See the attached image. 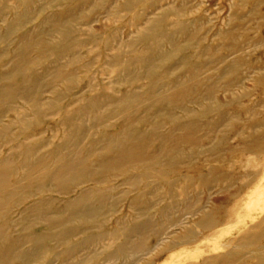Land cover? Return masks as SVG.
<instances>
[{"label":"rangeland","instance_id":"374dc122","mask_svg":"<svg viewBox=\"0 0 264 264\" xmlns=\"http://www.w3.org/2000/svg\"><path fill=\"white\" fill-rule=\"evenodd\" d=\"M16 15L9 54L48 26L23 67L51 103L36 117L0 76V162L36 146L3 169L0 264H264V0H0L1 35Z\"/></svg>","mask_w":264,"mask_h":264},{"label":"bare ground","instance_id":"6f19581e","mask_svg":"<svg viewBox=\"0 0 264 264\" xmlns=\"http://www.w3.org/2000/svg\"><path fill=\"white\" fill-rule=\"evenodd\" d=\"M55 2V1H54ZM41 3V2H40ZM51 2L49 3V4H47L46 5V7L44 6L43 7V9L45 8V9H50L51 8ZM27 7V6H26ZM126 7H127V5H126ZM5 8V7H4ZM25 9V8H24ZM44 9V10H45ZM5 10V9H4ZM176 10V9H175ZM23 12V11H22ZM11 13V12H10ZM9 13V14H10ZM24 13H27V12H24ZM37 13V12H36ZM38 15V14H37ZM36 15V16H37ZM24 19L27 17V14H24ZM70 17H71V15H70ZM20 18H22V17H20L19 15L17 16L16 15V18L14 19V20H12V21H9V22H7L6 24H5V26H4V33H3V35H1V33H0V42H2V43H6L7 45H6V47H4V48H6V49H4V48H2V49H0V61H4V62H7V63H9L8 64V68L6 69V70H4V71H1L0 73V76L2 77V78H4V80H6V81H9V80H11V79H13V78H21L22 80H21V83L18 85V86H16V87H12V88H9L8 89V87L6 88L7 90H14V88H15V93H16V95H18V96H20L23 100H24V106H27V108H28V110H32V111H30L31 113H33L34 115H36V117L37 116H40V114L42 115V113H44V114H46L45 112H42V109L41 108H43V107H45L47 104H48V101L46 102V103H43V101L41 102V98H38L41 94H42V92L44 91V89L42 88L43 86H42V81H41V77L40 76H37L36 74H34V72H27V69H25V67H23L24 65H27V64H29V65H32V64H36V62H37V58H40V56H42V57H44V51L46 50V49H49V48H51L50 46H51V43H49V41H51V38H48V37H46V36H44V34H43V31H44V29H47V27L48 26H46L45 27V24H44V19L41 21V24L36 28V26H35V29L33 30L32 29V31L31 30H29V31H31V32H29L28 30V32L26 31L25 33H22L21 32V34H19V36H18V42H19V44L16 46V49H14V51H13V55L12 54H9L8 52H9V48H10V46L12 45V44H9V42H8V39L11 37V35H12V33H14V32H16V31H14V29L15 28H19L20 29V27H18V26H20L19 25V22H20ZM51 18V17H50ZM35 20V19H34ZM47 20V19H46ZM64 21H65V19H63ZM32 21V19L31 20H27L25 23H22L23 25L21 26L22 28H23V26L24 25H26L27 23H30ZM17 26V27H16ZM16 29V30H17ZM50 30V29H49ZM178 31H179V29H177ZM177 30H175V32H177L178 33V31ZM51 31V30H50ZM60 34V33H59ZM160 34H164V35H166L167 33L166 32H160ZM168 34H170L169 36L171 37V35L172 34H174V32L173 33H168ZM168 34L166 35V36H168ZM154 37V36H153ZM156 38H158L157 36H155ZM65 38V37H64ZM67 38V37H66ZM156 38L154 39V41H153V44H151L150 46H155V47H158L159 45H160V42L162 41H160V40H156ZM53 40V39H52ZM64 40V39H63ZM74 40V39H73ZM167 41V40H166ZM188 41V40H187ZM74 42V41H73ZM172 42V41H171ZM170 42V43H171ZM32 43H33V46H32ZM35 43V44H34ZM62 42H60V44H61ZM155 43V44H154ZM167 43V42H166ZM173 43V42H172ZM122 44V43H121ZM163 44H164V41H163ZM168 44H169V42H168ZM62 45V44H61ZM73 45H74V43H73ZM52 48H54V52H56L55 54H57V51L58 50H61L62 49V47L60 46V48L58 47V46H56L55 45V47L53 46ZM33 49H35V52L37 51L38 53H37V56L34 58V59H32V61H30L29 60V53L31 54V52H29L30 50L31 51H33ZM50 52H51V50H49ZM47 52H48V50H47ZM173 52V51H172ZM60 53V52H59ZM11 57H10V56ZM54 55V54H53ZM52 55V56H53ZM57 56V59H55V61L56 62H58L59 60H60V57H61V55L59 56V55H56ZM168 56L169 57H172L173 56V53H171V54H167V55H165V54H163V55H160L159 54V58H160V60H165L166 58H168ZM33 57V56H32ZM55 58V57H54ZM140 59H138L137 61H138V63L140 62L141 63V65H143V66H147V67H149V65H152L153 64V59H151L150 57H148V56H143V57H139ZM45 59H46V57H45ZM49 59V58H48ZM36 60V61H35ZM58 60V61H57ZM177 60V59H176ZM201 64V63H200ZM55 66V65H54ZM229 68H230V66H229ZM42 71V70H41ZM48 71H50V68H49V70ZM149 71H150V69H149ZM48 73V72H47ZM51 73V72H50ZM49 74V73H48ZM52 74V73H51ZM51 74H49V75H51ZM35 75V76H34ZM48 75V76H49ZM149 75V74H148ZM47 76V77H48ZM130 76H132L133 77V74H131ZM43 77V76H42ZM38 78L40 79V81L38 80ZM43 79H45V78H43ZM42 79V80H43ZM49 79V78H48ZM47 80V79H46ZM45 81V80H44ZM179 83V82H178ZM180 84H187V83H180ZM180 87H181V85H180ZM45 88V87H44ZM170 88V87H169ZM190 89L191 88V85L189 84V85H187V86H185L184 87V89ZM214 88H216V84L215 83H213V84H211V86L210 87H208L207 88V91H209L210 89H214ZM1 89H3V88H1ZM5 89V90H6ZM42 89H43V91H42ZM47 89V88H46ZM91 89V88H90ZM6 90V91H7ZM191 90V89H190ZM41 91V92H40ZM0 92H1V90H0ZM10 92V91H9ZM13 93V92H12ZM39 93V94H38ZM45 93V92H44ZM177 92H173L172 93V95L173 94H176ZM38 96V97H37ZM178 96V95H177ZM177 96L174 98V99H176L177 98ZM12 97V96H11ZM187 97V96H186ZM185 97V98H186ZM38 98V99H37ZM53 100V99H52ZM96 101V100H95ZM23 102V101H22ZM51 103V102H50ZM49 103V104H50ZM48 104V105H49ZM93 104V103H92ZM31 107V108H30ZM50 107V106H49ZM14 109V108H13ZM10 111H11V109H9ZM113 111V110H112ZM27 114V113H26ZM55 114V113H54ZM68 115V114H67ZM35 117V116H34ZM67 117V119L66 120H69V118H68V116H66ZM65 118V117H64ZM36 119V118H35ZM1 120H2V118L0 119V123H1ZM38 121H39V119H36L33 123H31V122H29V123H25V124H23L22 125V127H21V132H19V133H21V134H19V135H23L24 133H26L25 131L26 130H28V129H30L31 128V126L32 125H35L36 126V128H37V126H38ZM63 122H64V119L62 120ZM65 123V122H64ZM1 125V124H0ZM63 125V124H62ZM64 125H66V127H67V125L68 124H64ZM10 126V125H9ZM9 126L8 125H2V129H3V131H2V129L0 130V131H2L3 133H6V135H9L6 131H7V129H9ZM70 126V125H69ZM30 127V128H29ZM256 127V126H255ZM70 129H73V128H70ZM70 129H67L68 131H69V135H71L73 132H71L70 131ZM74 132H75V130H74ZM66 133V132H65ZM40 134V133H39ZM38 134V135H39ZM67 134V133H66ZM64 136V135H63ZM8 137V136H7ZM140 137H142V136H140ZM30 138V137H29ZM28 138V136H27V138L25 137V139H26V141L29 139ZM188 138V137H187ZM24 139V140H25ZM185 139V138H184ZM70 141L72 142V139L69 137V139L68 138H63V143H66V144H68V142L70 143ZM44 142H42V144H43ZM24 144V143H23ZM41 143H40V146L42 145ZM20 145H22V143L20 144ZM20 145H18L17 144V148L20 150V152H15V150H13V151H11L10 152V154H8L7 155V157H6V160H4V161H2V162H0V180H3L4 179V176H5V174H4V172H3V169H5V170H7V167L9 168V162H8V160H9V157H13V156H15V158L17 157V156H19V155H21L22 156V158L21 159H23V160H25L26 159V157H27V154H29V153H32V151L34 150V148L36 147H34L33 148V146L31 145V144H28V146H20ZM39 145V144H38ZM13 148L14 149H17L16 148V146H13ZM82 148V147H81ZM109 149H111L112 151H115V152H117V153H120L121 152V148H120V146L119 145H117V142L116 143H114V142H112V144H109V147H108ZM38 152V151H37ZM17 153V154H16ZM162 153V152H161ZM36 154V153H35ZM128 154V153H127ZM133 154V153H132ZM34 155V154H33ZM130 155V154H129ZM153 157V156H152ZM5 158V157H4ZM70 158H72L71 156H70ZM29 159V158H28ZM54 159V158H53ZM136 159V158H135ZM37 160V159H36ZM118 160H120V158L119 157H116V159H115V161H118ZM137 161H139V160H137ZM30 162V161H29ZM56 165V164H55ZM57 165H58V168H57V170L56 171H58V170H63V168H62V166L60 165V162H58L57 163ZM64 165V164H63ZM10 169V168H9ZM79 171V170H78ZM54 172H55V170H54ZM20 179V178H19ZM5 180V179H4ZM4 180L2 181V182H4ZM2 182H0V184L2 183ZM40 185V184H39ZM47 187V186H46ZM34 188V187H33ZM35 189V188H34ZM1 190V189H0ZM5 190V189H4ZM13 190V189H12ZM34 192H36V191H34ZM90 193V192H89ZM88 193V194H89ZM6 194V193H5ZM16 194V193H15ZM4 196V195H3ZM5 198V197H4ZM7 198V197H6ZM9 200V199H8ZM85 200H87L85 197H83L82 195L80 196V197H77L76 199H75V201H74V203H71V205H69V212H70V216H69V219H72L73 218V220L75 221V222H80V220H81V222L80 223H82L83 222V225H86V223L84 222L85 220L86 221H90V220H93L95 217H94V214L92 213L93 212V210L92 209H90V208H86L85 206V208H83V205H85V204H83L84 203V201ZM3 201V200H2ZM51 202V201H50ZM91 202V201H90ZM95 202V201H94ZM0 203H1V198H0ZM67 203V202H66ZM8 204V203H7ZM10 204V203H9ZM137 204V203H136ZM141 205V204H140ZM58 206V205H57ZM142 208V207H141ZM83 209H85V210H83ZM99 211H101V210H99ZM64 213H65V211H62V212H60V215L61 216H63L64 215ZM57 215H59V213H57ZM137 216V215H136ZM50 217V216H49ZM97 217V216H96ZM39 219V218H38ZM139 219V218H138ZM64 221V220H63ZM68 221V220H67ZM73 221V222H74ZM78 222V223H79ZM89 223H91V222H89ZM94 223H96V221L94 222ZM61 226V225H60ZM95 226V225H94ZM143 235V234H142ZM225 259H226V257H224ZM224 258H220V260L219 261H222V260H224ZM64 261V260H63ZM213 261V260H212ZM204 264H207L206 262L204 263Z\"/></svg>","mask_w":264,"mask_h":264}]
</instances>
